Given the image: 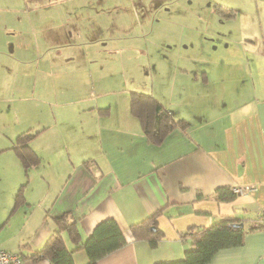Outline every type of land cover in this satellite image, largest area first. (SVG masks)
<instances>
[{"label":"crops","instance_id":"crops-1","mask_svg":"<svg viewBox=\"0 0 264 264\" xmlns=\"http://www.w3.org/2000/svg\"><path fill=\"white\" fill-rule=\"evenodd\" d=\"M56 3H47L45 9L54 8ZM232 13L227 17H235V9ZM262 13L264 18V6ZM64 21L51 25H63ZM61 35L60 27L52 40ZM252 38L257 42V36ZM259 39L260 44L252 39L255 48L251 50L263 62L250 68L251 80L230 76L209 80L204 70L203 81L195 73L194 82L186 84L188 88L183 84L174 86L178 104L186 110L197 102L199 105L193 111L178 107L174 112L168 108L175 117L186 119L188 127L176 128L159 145L147 141L130 105L127 111H119L117 99L114 104L86 102L85 97L74 94L79 93L78 85L69 96L65 93L62 100L55 102L54 110L39 114L33 122L38 129H45L31 145L40 156L34 167L42 165L46 170L61 164L66 173L46 177L49 181L42 177L35 195H25L27 190L23 189L24 201L16 208L15 197L26 177L12 145L20 132L33 126L19 131L11 146L0 147V157L10 172L0 168V247L20 253L22 264H54L48 258L34 260L32 253L57 231L55 217L71 212L82 241L107 218H114L123 231L126 243L99 259L98 264H154L184 257L190 239L182 234L191 226H210L225 216L247 228L257 223L264 212V28ZM13 70L5 79L0 77V93L9 89L24 91L16 81L19 69ZM223 71L224 68L221 75H225ZM191 83L201 90L199 100L193 104L191 97L187 100L182 95L189 91ZM210 84L214 86L208 107ZM64 100L78 103L77 114L74 109L68 112ZM82 101L87 105L79 106ZM33 105L27 103L26 109ZM42 136L43 143H37ZM62 149L67 151V163L60 156L53 159ZM31 170L26 187L32 179ZM222 187L242 190L233 199L221 200L217 190ZM155 212H159L161 237L152 246L147 239L135 238L130 226ZM63 236L73 250L68 234L63 232ZM73 258L75 264L88 261L84 250L74 251ZM208 264H264V228L247 231L241 245L220 249Z\"/></svg>","mask_w":264,"mask_h":264},{"label":"rangeland","instance_id":"rangeland-1","mask_svg":"<svg viewBox=\"0 0 264 264\" xmlns=\"http://www.w3.org/2000/svg\"><path fill=\"white\" fill-rule=\"evenodd\" d=\"M51 2L58 3L45 9ZM231 5L233 18L224 15ZM262 6L264 0H0V77L10 76L16 67L17 84L24 90L0 93V147L11 146L19 131L33 126L39 114L54 110L55 102L77 85L79 93L74 94L84 101L114 104L117 99L119 111L129 109L130 89L152 93L173 111L196 110L198 102L187 110L178 104L174 86L188 88L195 73L203 81L204 70L209 80H251L250 68L263 62L251 50L252 37L260 44L263 35ZM61 19L63 25H51ZM57 26L62 35L52 40ZM193 86L182 94L192 104L201 95L200 87ZM208 86L209 107L214 85ZM20 96L29 98L12 99ZM29 102L32 109H26ZM64 102L69 113L74 109L77 114L78 103ZM43 138L36 142L43 143ZM66 152L62 149L53 159L60 156L67 163ZM2 167L10 174L0 157ZM60 171L66 173L61 164L46 170L33 167L25 195L37 194L42 177Z\"/></svg>","mask_w":264,"mask_h":264},{"label":"trees","instance_id":"trees-1","mask_svg":"<svg viewBox=\"0 0 264 264\" xmlns=\"http://www.w3.org/2000/svg\"><path fill=\"white\" fill-rule=\"evenodd\" d=\"M232 12L234 9L230 7L224 15L230 16ZM129 105L132 115L140 122L142 131L151 144H162L176 128L186 129L188 127L186 119L175 117L152 93L139 89L131 90ZM43 129L45 128L37 130L29 128L20 132L12 145L21 160L26 177V181L16 194L14 208L24 201L22 190L28 182L29 172L40 162V156L32 147L31 142ZM1 150L3 148H0ZM217 191L221 200L233 199L236 196V193L227 187L219 188ZM158 213L155 212L144 220L131 224L133 236L137 239H147L150 245L155 246L161 237V231L157 226ZM55 221L58 226L57 231L48 238L42 248L32 253L34 260L48 258L54 264H75L73 252L84 250L88 256L85 264H98L99 259L126 243V237L114 218L100 221L84 241L81 239L77 220L71 212L56 216ZM260 228L264 227L259 223H254L247 228L230 216H225L210 226H191L182 234L183 238L190 239V246L186 249L184 257L180 260L159 261L154 264H208L217 251L241 245L247 231ZM63 232L68 234L75 246L73 250L68 248Z\"/></svg>","mask_w":264,"mask_h":264},{"label":"built area","instance_id":"built-area-1","mask_svg":"<svg viewBox=\"0 0 264 264\" xmlns=\"http://www.w3.org/2000/svg\"><path fill=\"white\" fill-rule=\"evenodd\" d=\"M240 187L233 188L235 193L241 192ZM257 223L264 227V212L259 217ZM0 264H22V256L20 253L12 252L0 247Z\"/></svg>","mask_w":264,"mask_h":264}]
</instances>
